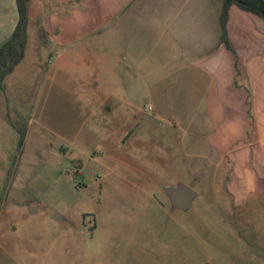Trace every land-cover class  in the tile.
I'll list each match as a JSON object with an SVG mask.
<instances>
[{"label":"rangeland","instance_id":"rangeland-1","mask_svg":"<svg viewBox=\"0 0 264 264\" xmlns=\"http://www.w3.org/2000/svg\"><path fill=\"white\" fill-rule=\"evenodd\" d=\"M95 2L77 0V16L60 1L58 34L31 18L25 57L0 91V264H264V185L240 199L236 171L199 145L183 165L170 133L190 115L159 112L149 76L139 91L87 42ZM178 183L198 193L189 211L165 192Z\"/></svg>","mask_w":264,"mask_h":264},{"label":"crops","instance_id":"crops-1","mask_svg":"<svg viewBox=\"0 0 264 264\" xmlns=\"http://www.w3.org/2000/svg\"><path fill=\"white\" fill-rule=\"evenodd\" d=\"M60 1L29 0V22L41 17L43 29L58 34ZM71 1L79 16L81 5ZM95 1L103 2L89 10L91 30L98 27V33L87 42L125 65L126 74L141 83L139 91L149 90L144 84L149 76L159 112L190 115L185 127L174 125L170 133L180 137L183 165L192 166V145L215 150L217 166L236 171L243 190L239 198L242 192L243 199L258 193V185H264V19L231 5L226 23L229 50L221 44L224 0ZM18 20L16 0H0V46ZM56 37L53 42L71 45L76 38ZM145 47L155 57L146 70V59L140 57Z\"/></svg>","mask_w":264,"mask_h":264},{"label":"trees","instance_id":"trees-1","mask_svg":"<svg viewBox=\"0 0 264 264\" xmlns=\"http://www.w3.org/2000/svg\"><path fill=\"white\" fill-rule=\"evenodd\" d=\"M19 20L11 37L0 46V91H4L5 82L15 68L23 61L28 42V23H29V0H16ZM236 4L242 10L261 16L260 3L255 0H224L221 14L222 38L221 44L232 50L228 39L226 23L229 16L231 5ZM20 132V147L26 137V129L18 128Z\"/></svg>","mask_w":264,"mask_h":264},{"label":"water","instance_id":"water-1","mask_svg":"<svg viewBox=\"0 0 264 264\" xmlns=\"http://www.w3.org/2000/svg\"><path fill=\"white\" fill-rule=\"evenodd\" d=\"M239 1V0H237ZM260 3V14L264 19V0H255ZM165 192L172 204L174 210L189 211L195 199L198 196V193L184 183H178L176 186H171L165 188ZM61 216L59 213L55 212L54 219H60ZM203 264H211L205 262Z\"/></svg>","mask_w":264,"mask_h":264}]
</instances>
